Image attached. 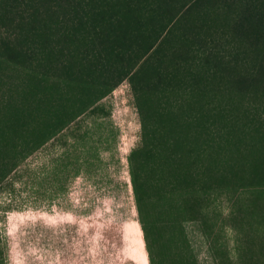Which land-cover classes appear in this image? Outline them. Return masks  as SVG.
Wrapping results in <instances>:
<instances>
[{"label":"trees","instance_id":"trees-1","mask_svg":"<svg viewBox=\"0 0 264 264\" xmlns=\"http://www.w3.org/2000/svg\"><path fill=\"white\" fill-rule=\"evenodd\" d=\"M0 7L20 18L27 12L24 33L33 38L26 41L23 28L0 34V58H35L53 80L29 123L17 106L3 112L10 114L0 120V185L127 80L141 126L128 172L149 264H166L174 221L195 220L205 195L232 203L235 191L252 189L264 199V171L250 162L264 149V104L244 101L264 82V0H0ZM78 130L65 135L76 140ZM11 131L34 136L26 147L12 143V157L4 145ZM52 162L44 170L64 174L62 193L81 168L61 171L58 158ZM5 253L0 242V264Z\"/></svg>","mask_w":264,"mask_h":264},{"label":"rangeland","instance_id":"rangeland-1","mask_svg":"<svg viewBox=\"0 0 264 264\" xmlns=\"http://www.w3.org/2000/svg\"><path fill=\"white\" fill-rule=\"evenodd\" d=\"M0 8V34L12 38L23 28V38L33 39L24 33L27 12L20 18L12 7ZM255 63L248 57L247 65ZM46 71L35 58L20 64L0 58V120L10 114L5 110L17 106L23 120L31 121L39 98L50 96L46 88L53 80ZM257 88L244 96L247 104H264V82ZM95 106L96 114H83L64 135L22 160L1 183L4 264H149L128 172V155L141 133L128 81H121ZM73 128H80L76 140L65 135ZM33 137L28 132L7 133V154L12 157V143L26 147L24 142ZM56 158L61 171L81 168L62 193L58 188L64 174L44 170L53 168ZM250 162L264 171V149ZM252 191H235L232 203L224 195L215 200L205 195L195 220L181 226L174 221V241L164 251L166 264H264V199L252 198Z\"/></svg>","mask_w":264,"mask_h":264}]
</instances>
